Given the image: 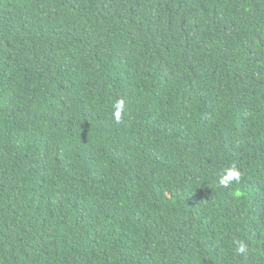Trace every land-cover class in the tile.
Segmentation results:
<instances>
[{
  "label": "trees",
  "instance_id": "16d2710c",
  "mask_svg": "<svg viewBox=\"0 0 264 264\" xmlns=\"http://www.w3.org/2000/svg\"><path fill=\"white\" fill-rule=\"evenodd\" d=\"M0 264H264V0H0Z\"/></svg>",
  "mask_w": 264,
  "mask_h": 264
},
{
  "label": "clouds",
  "instance_id": "9594fccd",
  "mask_svg": "<svg viewBox=\"0 0 264 264\" xmlns=\"http://www.w3.org/2000/svg\"><path fill=\"white\" fill-rule=\"evenodd\" d=\"M39 7H42L40 5L36 6L35 8H39ZM46 7V6H45ZM122 111H123V102H119L117 105H116V111L114 113L115 115V119H116V122L119 123L120 122V119H121V114H122ZM33 129V130H32ZM29 130H32V131H35L34 128H31L30 129H22L20 132H27ZM31 131V132H32ZM64 153L66 156H68L69 160H74L75 158V155L73 151L69 150L67 147L65 148L64 147ZM231 175H233L236 179H238V175L235 173V172H232ZM245 246L244 245H240L238 251L240 253H244L245 252Z\"/></svg>",
  "mask_w": 264,
  "mask_h": 264
}]
</instances>
